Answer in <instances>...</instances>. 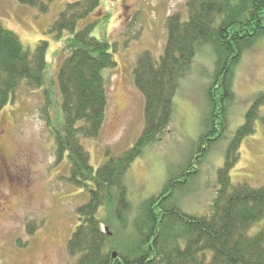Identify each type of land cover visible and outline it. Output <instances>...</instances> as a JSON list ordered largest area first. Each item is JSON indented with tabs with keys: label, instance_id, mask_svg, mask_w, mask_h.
<instances>
[{
	"label": "trees",
	"instance_id": "trees-1",
	"mask_svg": "<svg viewBox=\"0 0 264 264\" xmlns=\"http://www.w3.org/2000/svg\"><path fill=\"white\" fill-rule=\"evenodd\" d=\"M98 4L99 0L67 3L51 26L56 37L64 31L71 35L68 55L57 71L60 129L52 124L51 93L45 88L47 41H39L30 51L16 34L0 26V111L12 101L22 80L40 89L44 98L40 116L54 137L58 159L66 156L70 162L67 181L88 195L77 207L78 225L67 242L74 264H264V184L233 185L229 175L242 139L255 132L258 120L264 126V93L253 99L244 123L228 140L209 212L189 214L174 203V195L187 185L190 165L199 164L213 141L224 137L234 98V70L243 53L264 36V0H187L185 18L180 13L168 17L163 55L156 60L146 52L133 69L134 84L144 98L143 130L129 150L109 156L94 170L81 141L96 138L102 130L108 99L104 70L116 63L110 44L91 35L95 22L78 31L76 26ZM206 47L214 54V70L194 163L187 160L177 174L169 175L160 192L134 208L127 194V170L167 133L179 82ZM256 226L258 230L250 234ZM33 227L28 225L29 233Z\"/></svg>",
	"mask_w": 264,
	"mask_h": 264
},
{
	"label": "rangeland",
	"instance_id": "rangeland-1",
	"mask_svg": "<svg viewBox=\"0 0 264 264\" xmlns=\"http://www.w3.org/2000/svg\"><path fill=\"white\" fill-rule=\"evenodd\" d=\"M75 1L38 0L31 6L0 0L1 27L16 34L30 51L39 41H47L45 88L51 93L50 117L57 129L62 126L57 71L68 55L66 44L71 35L64 31L56 37L51 26L66 4ZM186 1L99 0L96 9L77 23L76 31L95 22L91 35L110 44L116 63L104 70L108 99L102 130L96 138L81 141L94 170L109 156L129 150L139 138L144 127V98L134 84L136 60L146 52L156 60L163 55L168 17L180 13L185 18ZM213 70L214 54L206 47L196 54L192 71L179 82L167 133L131 163L125 182L134 208L160 192L169 175L177 174L187 160L194 163ZM232 91L224 137L213 141L199 164L190 165L187 185L174 195V203L186 213L209 212L228 140L244 123L253 99L264 93V36L236 65ZM43 103L41 90L22 80L12 101L0 111V264L75 263L76 258L67 252V242L78 225L77 207L88 195L67 181L70 162L66 156L57 157L54 137L40 116ZM229 175L233 185L259 188L264 184V126L260 120L255 132L242 139L238 161ZM28 225L36 226L33 233L28 232Z\"/></svg>",
	"mask_w": 264,
	"mask_h": 264
},
{
	"label": "flooded vegetation",
	"instance_id": "flooded-vegetation-1",
	"mask_svg": "<svg viewBox=\"0 0 264 264\" xmlns=\"http://www.w3.org/2000/svg\"><path fill=\"white\" fill-rule=\"evenodd\" d=\"M0 165H1V162H0Z\"/></svg>",
	"mask_w": 264,
	"mask_h": 264
},
{
	"label": "bare ground",
	"instance_id": "bare-ground-1",
	"mask_svg": "<svg viewBox=\"0 0 264 264\" xmlns=\"http://www.w3.org/2000/svg\"><path fill=\"white\" fill-rule=\"evenodd\" d=\"M182 210V209H181Z\"/></svg>",
	"mask_w": 264,
	"mask_h": 264
}]
</instances>
